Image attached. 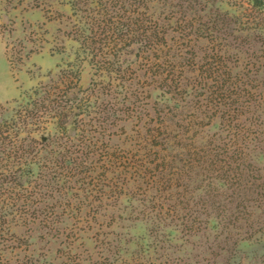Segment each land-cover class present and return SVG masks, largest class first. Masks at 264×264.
I'll use <instances>...</instances> for the list:
<instances>
[{
	"label": "trees",
	"instance_id": "1",
	"mask_svg": "<svg viewBox=\"0 0 264 264\" xmlns=\"http://www.w3.org/2000/svg\"><path fill=\"white\" fill-rule=\"evenodd\" d=\"M54 1L28 5L52 21ZM218 1L213 12L209 0H67L74 19L68 36L108 81L72 99L77 75L62 69L57 81H39L21 99L0 104V264L21 248L18 228L71 239L77 221L96 220L123 200L154 202L149 192L160 189L162 173L180 158L171 151L174 140L217 121L222 143L197 153L209 173L206 197L180 193L168 199L172 209L150 211L180 221L177 229L193 236L210 223L201 217L210 218L212 207L234 245L233 230L243 234L239 223L247 226L243 238L264 234V167L258 165L264 161V46L241 37L264 21V0H244L232 23L222 19L224 1ZM168 3L182 8L180 17L171 9L165 14ZM71 117L73 134L66 131ZM127 124L134 127L130 137ZM123 134L130 140L115 145ZM255 210L262 216L254 221ZM132 263L98 255L67 264Z\"/></svg>",
	"mask_w": 264,
	"mask_h": 264
},
{
	"label": "rangeland",
	"instance_id": "2",
	"mask_svg": "<svg viewBox=\"0 0 264 264\" xmlns=\"http://www.w3.org/2000/svg\"><path fill=\"white\" fill-rule=\"evenodd\" d=\"M167 1L184 5L194 2V0ZM223 1L220 3V6L224 7L220 11L222 19L232 23V20L241 13L239 11L243 10L241 3L244 0ZM30 2L31 0H25L19 5L18 0H0L2 33V35L0 33V104L5 105L8 101L21 99L23 94L39 81L45 83H51V79L57 81L62 69L71 70L77 75L75 79L77 87L70 92V97L72 99L85 97L90 85L100 82L104 77L97 74L90 59L84 58V54L81 56L78 54L81 50L80 43L67 34L74 28V19H71L73 11L67 0L65 3L58 0L52 2V12H50L54 17L52 21L45 18L42 10L31 9L28 5ZM169 3L165 8V14L171 16L174 12L170 11L173 10L177 13V17H180L179 10L182 8L177 6L171 9ZM208 4L213 12H217L218 0H209ZM161 11L162 9L159 10ZM32 24L35 26L32 27ZM37 24H41L42 28H38ZM33 32L41 33L38 37L44 40L36 41L39 38ZM172 35L177 36L175 33ZM241 35L243 38L249 36L248 39L253 43V47H263L264 21L256 29L243 31ZM33 39L35 42L32 41ZM32 49H38L39 52L29 53ZM132 58L134 59V56ZM70 76L73 79L71 74ZM104 80L108 81L105 78ZM157 93L159 92H154L155 95ZM13 106L14 104H10L7 107L11 110ZM68 122L66 131L73 134L75 132L73 118L71 117ZM126 128L129 137L133 135V125L127 124ZM51 130L54 131V128L51 127ZM129 137L123 134L121 138L115 139V145L125 144L130 140ZM223 137L218 121L199 128V131L184 133L182 139L174 140L172 143L174 146L172 153L180 154V158L177 157L173 167L162 173L160 189L149 192L148 197L153 198L154 202L149 201L143 205L137 200L132 203L123 200L118 207L103 210L96 220L93 219L88 223L77 221L75 223L77 235L71 239L56 240L26 227L16 229L17 234L24 240L21 248L6 254L9 259L8 264H67L80 256L89 258L98 255H114L129 261L133 259L132 264H165V262L167 264H259L260 259L264 258V234L258 233L250 239L243 238L246 236L245 222L239 223L244 227L240 230L243 234H233L236 233L233 230L230 235L238 239V243L234 245V241L231 240L230 243L226 240L227 234L226 236L222 234V224L219 225V218H216V211L212 207L209 210L210 218L201 217L202 220L208 219L210 223H204L202 225L204 228L193 236L185 235L177 229L180 221L175 219V222H171L169 218L160 220L150 211L153 207H163L165 211L172 209L174 204L168 200L172 195L177 197L181 193L182 196L189 197L192 194L199 201L206 197L209 173L205 169L206 163L201 167L198 161L199 154L203 150L220 145ZM258 165L264 167V161ZM255 213L254 221L262 216L260 210H255ZM70 249H73L71 258H69Z\"/></svg>",
	"mask_w": 264,
	"mask_h": 264
},
{
	"label": "crops",
	"instance_id": "3",
	"mask_svg": "<svg viewBox=\"0 0 264 264\" xmlns=\"http://www.w3.org/2000/svg\"><path fill=\"white\" fill-rule=\"evenodd\" d=\"M0 33H1V30H0ZM1 35H2V33H1ZM2 40H3V36H2ZM7 101V100H6ZM5 102V101H4ZM2 103V102H1Z\"/></svg>",
	"mask_w": 264,
	"mask_h": 264
}]
</instances>
